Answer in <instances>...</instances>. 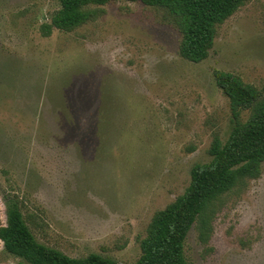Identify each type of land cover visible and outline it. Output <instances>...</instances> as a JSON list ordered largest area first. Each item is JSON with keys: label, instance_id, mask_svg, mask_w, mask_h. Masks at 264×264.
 Returning a JSON list of instances; mask_svg holds the SVG:
<instances>
[{"label": "rangeland", "instance_id": "374dc122", "mask_svg": "<svg viewBox=\"0 0 264 264\" xmlns=\"http://www.w3.org/2000/svg\"><path fill=\"white\" fill-rule=\"evenodd\" d=\"M59 8L0 0V226L7 199L22 198L40 243L134 264L154 214L210 161L213 134L229 137L230 101L214 71L264 100V0L219 26L200 63L180 56L181 34L163 11L140 2H110L96 21L43 37ZM212 222L207 245L196 224L189 232L191 264H264V163L258 179L222 198ZM19 262L0 241V264Z\"/></svg>", "mask_w": 264, "mask_h": 264}, {"label": "trees", "instance_id": "16d2710c", "mask_svg": "<svg viewBox=\"0 0 264 264\" xmlns=\"http://www.w3.org/2000/svg\"><path fill=\"white\" fill-rule=\"evenodd\" d=\"M60 8L40 32L50 37L54 29L72 32L96 21L104 7L118 0H57ZM140 2L163 11L162 22L181 34L179 54L192 63L206 60L215 44L217 28L237 13L249 0H124ZM217 86L229 98L233 127L226 140L213 134L208 149L210 161L192 167L189 186L164 209L157 211L140 241L141 255L134 264H191L185 255V242L196 224L200 242L207 245L212 237V220L218 203L233 192L242 191L252 179H258L264 163L263 91L246 84L240 77L215 70ZM252 115L241 120L244 110ZM189 150H194L190 148ZM7 223L0 226L4 250L20 259L19 264H122L91 253L73 258L40 243L30 227L32 214H24L23 200L9 197Z\"/></svg>", "mask_w": 264, "mask_h": 264}]
</instances>
